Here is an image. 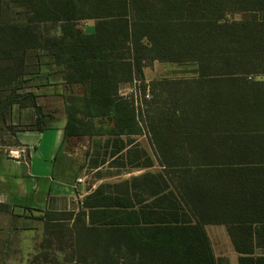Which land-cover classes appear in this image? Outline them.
<instances>
[{
    "label": "trees",
    "instance_id": "16d2710c",
    "mask_svg": "<svg viewBox=\"0 0 264 264\" xmlns=\"http://www.w3.org/2000/svg\"><path fill=\"white\" fill-rule=\"evenodd\" d=\"M89 19L93 32L79 26ZM155 61L190 69L146 82ZM260 75L264 0H0V142L51 126L33 87L78 85L65 133L90 139L83 168L97 181L145 170L101 182L72 212L43 210L29 263L218 264L206 226L223 224L240 264H264ZM16 105L36 122L14 125Z\"/></svg>",
    "mask_w": 264,
    "mask_h": 264
},
{
    "label": "crops",
    "instance_id": "0c3cea01",
    "mask_svg": "<svg viewBox=\"0 0 264 264\" xmlns=\"http://www.w3.org/2000/svg\"><path fill=\"white\" fill-rule=\"evenodd\" d=\"M156 62L158 61L145 69L146 82L151 81L147 69ZM257 79L264 80V75L258 76ZM136 87V83L122 84L120 93L129 96L131 90ZM71 89L80 92L82 87H68L63 83L33 87L32 90L39 95V104L54 117L50 120L51 126L43 131L20 130L13 138L17 142L15 145L0 142V203L9 205L8 211H0V223L2 229L7 226V231L11 227L12 235L15 232L16 219L23 222V214L27 208L62 209V206L76 198L79 191H83V184L78 183V178L81 177L83 167L88 161L90 139L87 136H67L65 133V95ZM36 120L37 112L34 107H14V125L28 126ZM141 136H146L149 141L147 135ZM11 149H18L20 157L10 155ZM147 149L150 151L149 147ZM206 230L215 256L219 260L218 264H240L241 254L235 248L227 226L207 225ZM5 253L6 247H2L0 256L7 257ZM257 254H264V251L258 249ZM9 258L7 257V260Z\"/></svg>",
    "mask_w": 264,
    "mask_h": 264
},
{
    "label": "rangeland",
    "instance_id": "374dc122",
    "mask_svg": "<svg viewBox=\"0 0 264 264\" xmlns=\"http://www.w3.org/2000/svg\"><path fill=\"white\" fill-rule=\"evenodd\" d=\"M81 29L86 32H93L95 30L96 21L95 20H82L79 23ZM190 69L187 66H180L178 64L172 63H164V62H156L152 67L148 68V78L150 80L162 77V76H181L184 73L181 70ZM134 86V85H133ZM139 140L143 143L144 146L150 148L152 155L155 156L151 143L148 141L146 136L139 137ZM15 140L13 138L6 137V143H13ZM9 147V146H6ZM160 165L157 163L154 167L149 168V170H159ZM145 170H134L131 173L123 172L120 174H115L112 176H106L102 180H95V173L93 171L88 170V168H83V172L81 177L84 178V181L81 182L83 184V191H79L76 198H73L69 202V204L62 206L61 210L66 212H72L74 209L78 207V204L74 201L82 199L84 195H86L89 191L95 188L101 182H109V181H117L121 179H125L134 174H139ZM43 210L45 209H37V208H27L25 210L23 216L25 217L24 221L16 219L15 223V232L12 235V228L9 227L7 231V226L4 229L1 228L2 224L0 223V249L2 247H6V255L10 257L7 260V257L3 255L0 256V264H30L29 259L33 253H35L37 249V245L42 238L44 233V221L41 219L43 215ZM1 212H5L0 210ZM27 227V229L23 228ZM20 228V229H19ZM4 257V258H3ZM8 261V262H7Z\"/></svg>",
    "mask_w": 264,
    "mask_h": 264
},
{
    "label": "built area",
    "instance_id": "2783aa9c",
    "mask_svg": "<svg viewBox=\"0 0 264 264\" xmlns=\"http://www.w3.org/2000/svg\"><path fill=\"white\" fill-rule=\"evenodd\" d=\"M131 94H134V95H135V97H136V102L138 103L139 98H138V92H137V89L135 88V89L131 90L130 95H131ZM145 96H146L147 98H150V97H151V93H150V90H149V89L147 90ZM9 153H10V155H12L13 157H20V151H19L18 149H11V150L9 151ZM83 181H84V178H83V177H79V178H78V183H81V182H83Z\"/></svg>",
    "mask_w": 264,
    "mask_h": 264
},
{
    "label": "water",
    "instance_id": "95a60500",
    "mask_svg": "<svg viewBox=\"0 0 264 264\" xmlns=\"http://www.w3.org/2000/svg\"><path fill=\"white\" fill-rule=\"evenodd\" d=\"M24 168H25V166H24Z\"/></svg>",
    "mask_w": 264,
    "mask_h": 264
}]
</instances>
